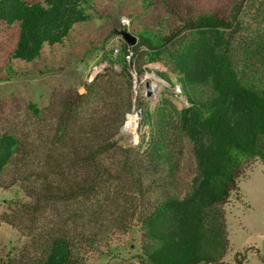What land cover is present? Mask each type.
Here are the masks:
<instances>
[{
    "label": "trees",
    "instance_id": "trees-1",
    "mask_svg": "<svg viewBox=\"0 0 264 264\" xmlns=\"http://www.w3.org/2000/svg\"><path fill=\"white\" fill-rule=\"evenodd\" d=\"M144 1L162 3L171 21L159 29L137 23L136 45L122 40L83 93L70 89L52 102L39 169L31 168L38 156L30 139L0 132V190L22 195L0 213V229L10 226L21 241L8 251L0 242V264H88L107 237L134 228L143 264H226L225 206L249 167L264 164V0H235L228 13ZM92 6L0 0V26L17 33L0 82L64 45L93 18ZM151 64L165 66L156 73L179 93L165 92L154 108L140 103L147 131L139 145L124 146L116 137L133 112L134 74ZM176 96L187 104L179 108Z\"/></svg>",
    "mask_w": 264,
    "mask_h": 264
},
{
    "label": "rangeland",
    "instance_id": "rangeland-1",
    "mask_svg": "<svg viewBox=\"0 0 264 264\" xmlns=\"http://www.w3.org/2000/svg\"><path fill=\"white\" fill-rule=\"evenodd\" d=\"M182 2L185 6L198 11L228 13L235 0H182ZM88 12L93 18L76 25L71 38L64 45L57 46L54 51L47 50L41 59L32 64H23L19 76L0 82V132L8 129L30 139L32 148L38 156L31 166L33 170L40 168L41 161L48 152L47 145L54 126V113H48L52 102H57L56 99L64 96L70 89L77 88L83 93L82 86L96 76L97 66L105 71L109 66L106 56L116 57L120 52V45L124 40L120 31L127 30L132 33L131 30L137 23L159 29L171 21L164 5L157 1L153 6H149L144 0H93V6L89 7ZM123 18L130 19L131 25L125 26ZM112 31H115L113 36ZM16 39L17 33L14 29L0 26L1 71L8 65ZM147 67L150 69L149 72L139 77L134 74L133 112L126 115L121 134L116 137L124 146L139 145L142 135L147 131V127L141 126L140 103H146L154 108L165 92L179 93L178 89H170L169 84L156 73L165 71V66L151 64ZM115 68L121 71L120 65H116ZM99 71L102 72L98 69L97 72ZM153 84L157 86L156 90L152 89ZM167 89L171 91H166ZM174 100L179 108L187 104V100L182 96H176ZM30 103L36 104L43 114L35 113L29 107ZM105 114L104 112L103 115ZM133 116L137 119V126L130 131L126 126ZM11 177L12 174L9 173L5 178ZM239 189L240 192L234 194L225 206L230 242V251L225 257V262L235 264L237 253H240L241 256L238 258H244L243 264H264L263 163L258 161L249 167L239 182ZM16 198H22L16 188L0 190V213L8 212L7 200ZM19 238L20 235L10 226L5 224L1 227L0 242L7 251L16 242H21ZM107 241L101 242L88 264H143L136 258L134 251V247L139 246V229L110 235Z\"/></svg>",
    "mask_w": 264,
    "mask_h": 264
},
{
    "label": "water",
    "instance_id": "water-1",
    "mask_svg": "<svg viewBox=\"0 0 264 264\" xmlns=\"http://www.w3.org/2000/svg\"><path fill=\"white\" fill-rule=\"evenodd\" d=\"M120 35L123 37V39L130 45L134 46L136 45L138 39L135 35H133L131 32L127 30H122L119 32Z\"/></svg>",
    "mask_w": 264,
    "mask_h": 264
},
{
    "label": "bare ground",
    "instance_id": "bare-ground-1",
    "mask_svg": "<svg viewBox=\"0 0 264 264\" xmlns=\"http://www.w3.org/2000/svg\"><path fill=\"white\" fill-rule=\"evenodd\" d=\"M158 83H159V82H158ZM156 88H157V86H156L155 84H153V85H152V89H153V90H156ZM158 88H159V87H158ZM136 123H137V119H136V117H135V116L131 117V118H130V121L127 123L126 129H128V130L131 131V129H134V128L137 126Z\"/></svg>",
    "mask_w": 264,
    "mask_h": 264
},
{
    "label": "built area",
    "instance_id": "built-area-1",
    "mask_svg": "<svg viewBox=\"0 0 264 264\" xmlns=\"http://www.w3.org/2000/svg\"><path fill=\"white\" fill-rule=\"evenodd\" d=\"M122 22H123V24L125 25V26H130L131 25V21H130V19H128V18H123V20H122ZM128 59H130V56H128ZM98 68H95V77L91 80V81H93L99 74H101V73H103V71H102V67H99V66H97ZM98 69H100L102 72H97V70ZM91 81H89V82H91Z\"/></svg>",
    "mask_w": 264,
    "mask_h": 264
}]
</instances>
